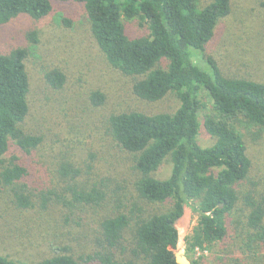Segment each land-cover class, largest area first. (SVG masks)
I'll list each match as a JSON object with an SVG mask.
<instances>
[{
  "label": "trees",
  "instance_id": "16d2710c",
  "mask_svg": "<svg viewBox=\"0 0 264 264\" xmlns=\"http://www.w3.org/2000/svg\"><path fill=\"white\" fill-rule=\"evenodd\" d=\"M57 1L83 4L92 38L107 64L128 78L131 94L154 103L174 93L178 104L171 111L134 109L108 115L104 133L124 154L118 166L131 176L127 184L108 187L106 178L84 177L92 170L85 162L94 153H87L83 168L28 128L29 51L17 47L0 53V204L32 207L29 159L44 149L49 162L45 173L57 190L41 196L43 211L58 212L64 224L77 215L87 226L80 253L64 242L33 262L0 253V264H178L173 254L179 240L175 223L185 205L198 214L184 239L187 251L222 242L231 229L234 249L227 253L236 256L227 257L226 264H264V195L241 188L256 170L264 169L253 160L242 131L264 126V81L225 73L213 57L204 55L217 24L231 10V0H206L201 8V0ZM51 11V0H0V24L19 14L40 19ZM123 18H139L148 34L129 35ZM35 35L31 31L28 38L36 42ZM43 77L56 90L66 82L59 68ZM89 101L103 106L108 97L97 89ZM207 101L211 109L203 126L213 144L203 147L197 141L198 115ZM166 165L170 172L160 177ZM50 199L55 202L46 204ZM141 203L161 207L149 212ZM66 234L61 230L60 238Z\"/></svg>",
  "mask_w": 264,
  "mask_h": 264
},
{
  "label": "rangeland",
  "instance_id": "374dc122",
  "mask_svg": "<svg viewBox=\"0 0 264 264\" xmlns=\"http://www.w3.org/2000/svg\"><path fill=\"white\" fill-rule=\"evenodd\" d=\"M205 1H199L198 7H203ZM51 4L52 11L43 18L34 19L28 14H19L0 24V53L17 47H26L29 51L25 59L31 83L28 128L43 135L56 150H64L67 157L71 156L83 164V168L87 153H94L93 160L85 162L92 165L90 174L84 175L90 181L106 178L104 185L108 187H112L113 182L122 184L126 181L127 184L131 177L127 174L129 171L120 169L117 162L124 154L104 133L108 115L113 111L134 109L171 111L178 104L177 98L174 93H169L154 103L137 99L131 94L128 78L107 64L92 38L83 4L57 0H51ZM123 22L131 36H146L149 32L146 23L139 18H123ZM31 31H36V42L28 38ZM204 55L213 57L225 73L264 81V0H231V10L217 24ZM201 66H204L203 63ZM52 68H59L66 75V82L59 90L49 87L43 77L44 72ZM97 89L107 94V104L93 106L90 103L89 94ZM210 109L211 103L207 101L198 115L197 141L203 147L213 144V138L203 126L205 114ZM242 131L245 142L252 150L253 160L263 168L264 126H250L242 128ZM46 155L43 149L33 153L29 159L32 172L30 188L35 195L32 207L22 210L9 202L0 204V253L18 261L38 260L48 255L52 247H60L64 242L70 243L75 253L85 250V221L76 215L69 224H64L58 212L52 213L49 208L43 211L45 202L42 197L48 194V190H57L53 187V180L50 181L45 173L49 164ZM169 172L170 166L166 165L159 175L166 177ZM241 188L254 191L256 196L264 195V169L260 173L256 170ZM54 202L50 199L46 204ZM141 204L149 212L161 207L157 203ZM233 217L235 214H232ZM197 219L198 214L185 205L175 223L179 240L174 251L182 249V254L202 264H226L227 257L236 256L227 253L234 249L231 243L234 242L235 230L231 229L224 241L204 250L187 251L184 239L191 233ZM61 230L67 231L65 238H60Z\"/></svg>",
  "mask_w": 264,
  "mask_h": 264
},
{
  "label": "water",
  "instance_id": "95a60500",
  "mask_svg": "<svg viewBox=\"0 0 264 264\" xmlns=\"http://www.w3.org/2000/svg\"><path fill=\"white\" fill-rule=\"evenodd\" d=\"M222 204H220V207ZM174 258L178 264H192V261L184 254H182V249L174 251Z\"/></svg>",
  "mask_w": 264,
  "mask_h": 264
}]
</instances>
